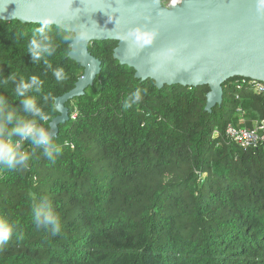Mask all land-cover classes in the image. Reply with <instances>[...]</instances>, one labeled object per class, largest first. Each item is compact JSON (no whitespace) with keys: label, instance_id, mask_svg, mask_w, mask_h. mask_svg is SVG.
Returning a JSON list of instances; mask_svg holds the SVG:
<instances>
[{"label":"trees","instance_id":"1","mask_svg":"<svg viewBox=\"0 0 264 264\" xmlns=\"http://www.w3.org/2000/svg\"><path fill=\"white\" fill-rule=\"evenodd\" d=\"M39 26L0 19V81L39 75L44 86L34 95L50 117L41 126L49 128L55 99L84 68L62 41L74 33L55 24L58 47L48 59L67 78L58 82L43 62L33 64L27 44ZM117 45L90 43L102 70L66 103L70 119L58 126L56 162L26 144L28 168L0 169V217L16 225L0 264H264V151L242 149L225 135L229 123L251 127L264 119V92L237 89L240 77L231 78L222 103L208 111V85L159 88L114 58ZM13 87L0 83V95L18 108ZM137 89L142 101L125 110ZM41 197L61 219L55 235L33 223Z\"/></svg>","mask_w":264,"mask_h":264},{"label":"water","instance_id":"2","mask_svg":"<svg viewBox=\"0 0 264 264\" xmlns=\"http://www.w3.org/2000/svg\"><path fill=\"white\" fill-rule=\"evenodd\" d=\"M55 25L85 41L70 44L69 57L84 68L75 87L57 97L58 115L50 129L58 134L69 121L66 103L85 94L102 70L89 51L95 40H115L114 58L159 88L180 84L209 86L206 110L223 101V83L234 77L264 82V15L255 0H0V19Z\"/></svg>","mask_w":264,"mask_h":264},{"label":"clouds","instance_id":"3","mask_svg":"<svg viewBox=\"0 0 264 264\" xmlns=\"http://www.w3.org/2000/svg\"><path fill=\"white\" fill-rule=\"evenodd\" d=\"M255 8L258 14L264 15V0H255ZM54 18L47 17L40 22L28 40L27 53L33 64L43 62L46 70H50L56 81L62 82L67 78L62 66L53 67L49 57L57 50V42L52 33ZM89 34L81 31L78 35L63 34L62 41L71 43L76 39L85 41ZM11 82L15 97L19 100V107L11 105L5 96L0 95V169L20 170L29 167L31 153L25 145L30 144L34 148L42 150L43 156L56 162V157L62 151L61 145L55 143V133L49 128L41 126L49 121L50 117L41 104L37 103L34 94L40 93L44 81L37 74H31L27 78L9 74L0 83ZM49 99L44 97L45 102ZM143 99L140 89L127 95L123 102L125 110L133 108ZM22 113V114H21ZM32 220L37 227L50 229L55 235L61 231V219L55 212L51 201L41 197L38 203L32 207ZM16 232V225L5 217H0V249H3Z\"/></svg>","mask_w":264,"mask_h":264},{"label":"built area","instance_id":"4","mask_svg":"<svg viewBox=\"0 0 264 264\" xmlns=\"http://www.w3.org/2000/svg\"><path fill=\"white\" fill-rule=\"evenodd\" d=\"M167 6H176L182 2V0H163ZM237 89L244 87L251 88L258 92H264V82L241 78L236 82ZM76 113L73 114L75 118ZM215 135H218V131H215ZM226 137L237 146L242 149L260 148L264 151V119L256 121L253 126H236L229 123L225 129Z\"/></svg>","mask_w":264,"mask_h":264}]
</instances>
